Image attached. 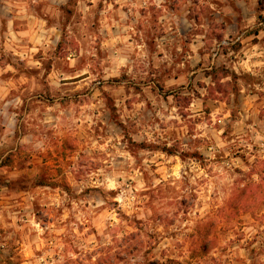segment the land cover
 <instances>
[{"label": "clouds", "instance_id": "1", "mask_svg": "<svg viewBox=\"0 0 264 264\" xmlns=\"http://www.w3.org/2000/svg\"><path fill=\"white\" fill-rule=\"evenodd\" d=\"M0 264H264V0H0Z\"/></svg>", "mask_w": 264, "mask_h": 264}]
</instances>
